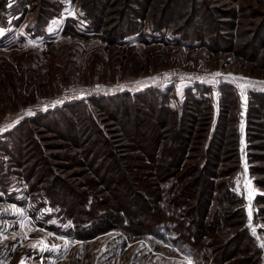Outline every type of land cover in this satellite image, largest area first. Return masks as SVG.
Segmentation results:
<instances>
[{
    "label": "trees",
    "instance_id": "obj_1",
    "mask_svg": "<svg viewBox=\"0 0 264 264\" xmlns=\"http://www.w3.org/2000/svg\"><path fill=\"white\" fill-rule=\"evenodd\" d=\"M12 1L20 16L33 4L44 7V0ZM116 1L121 7L106 13L105 0H82L88 33L107 44L169 34L173 42L153 43L201 47L210 58L231 54L245 75L264 76V12L261 25L247 22L260 9L256 2L263 5L264 0L222 12L211 0H136V9L128 8L127 0H115L109 6ZM54 9L51 17H37V29L59 13L61 0H54ZM210 91L209 86L197 94L184 89L177 108L152 88L133 94L127 89L39 113L13 130L20 153L15 159L28 162L35 182L45 185L39 188L45 206L70 221L69 238L88 241L111 232L106 252L112 254L118 245L125 246L123 238L150 237L154 251L158 246L153 241L172 246L176 257L185 256L191 264H264V245L249 228L244 200L232 182L243 139L248 173L261 176L251 177L264 188V92H246L241 136L239 88L220 83L215 100ZM26 124L49 127L55 144L41 145L45 140L37 141ZM254 206L264 216V195L256 197ZM258 233L264 237V228ZM130 251L125 264L155 263L145 261L155 255L142 243Z\"/></svg>",
    "mask_w": 264,
    "mask_h": 264
},
{
    "label": "rangeland",
    "instance_id": "obj_2",
    "mask_svg": "<svg viewBox=\"0 0 264 264\" xmlns=\"http://www.w3.org/2000/svg\"><path fill=\"white\" fill-rule=\"evenodd\" d=\"M111 1L115 0H105L102 11L107 13L121 7L119 1L109 6ZM246 1L250 3V0L229 3L211 0V6L222 12L236 9ZM4 2L0 0V264H125L131 259L130 248L137 243L144 244L155 255L145 261L150 259L155 261L154 264H162L163 257L167 263L175 259L181 264H191L185 256L176 257L174 247L160 246L152 240L158 246L154 251L149 243L150 237L131 242L123 238L127 241L125 246L120 248L118 245L112 254L106 252L107 242L110 243L114 236L111 232L88 241L67 237L73 230L70 221L58 214L55 208L45 206L39 189L45 185L35 182V175H31L33 168L28 162H23V159L16 161L15 155L19 151L18 143H13L12 137L16 135L13 130L20 128L21 123L29 118L45 112L42 108L48 100L75 85L98 84L110 91L113 97L123 93L127 87L132 94L155 88L157 93L169 97L171 107L177 108L183 99L184 89L193 93L195 90L197 94L209 86L210 97L215 100L218 84L231 83L239 88L241 95L240 132L243 136L245 94L248 90L264 92V76L245 75L231 54L221 53L210 58L201 47L186 50L153 43L162 39L173 42L169 34H155L154 39L131 36L119 44H107L87 32V23L80 10L82 0H61L59 13L40 29L35 27L36 19L40 15L51 17L55 13L54 0H44V7L36 4H33L35 7H26L21 16L14 14L17 3L12 0L1 12ZM135 2L127 0L125 5L136 9ZM256 7L260 8L259 11H253L247 20L253 25L259 22L264 12L262 2H256ZM262 23L259 22L260 25ZM224 33L221 31V35ZM145 40L149 44L144 43ZM171 69L213 75L201 82L155 81L159 74ZM213 103L216 113V104ZM40 124H26L25 127L37 141L45 140L40 141L41 145L51 147L55 144L48 133L51 129L45 125L46 131ZM23 140L21 142L28 143ZM251 176L258 180L262 178L248 173L242 139L239 169L232 179L233 190L244 200L249 228L264 245V237L258 233L264 228V216L257 215L254 208V201L257 196L264 195V188L256 186ZM101 251L103 254L100 255L98 252Z\"/></svg>",
    "mask_w": 264,
    "mask_h": 264
},
{
    "label": "built area",
    "instance_id": "obj_3",
    "mask_svg": "<svg viewBox=\"0 0 264 264\" xmlns=\"http://www.w3.org/2000/svg\"><path fill=\"white\" fill-rule=\"evenodd\" d=\"M213 74H205L196 71L177 70L171 69L166 70L162 74L156 77V82L174 83V82H201ZM154 81V82H155ZM125 88H123L124 90ZM130 89L129 87L126 88ZM99 96H112V93L107 89L99 86L98 84L93 85H75L62 91L59 95L54 96L42 108V111L60 109L66 105L86 101L91 98Z\"/></svg>",
    "mask_w": 264,
    "mask_h": 264
},
{
    "label": "snow or ice",
    "instance_id": "obj_4",
    "mask_svg": "<svg viewBox=\"0 0 264 264\" xmlns=\"http://www.w3.org/2000/svg\"><path fill=\"white\" fill-rule=\"evenodd\" d=\"M216 75H219V73H217Z\"/></svg>",
    "mask_w": 264,
    "mask_h": 264
},
{
    "label": "crops",
    "instance_id": "obj_5",
    "mask_svg": "<svg viewBox=\"0 0 264 264\" xmlns=\"http://www.w3.org/2000/svg\"><path fill=\"white\" fill-rule=\"evenodd\" d=\"M242 97H243V95H242Z\"/></svg>",
    "mask_w": 264,
    "mask_h": 264
}]
</instances>
